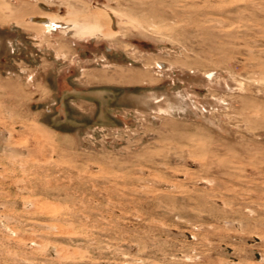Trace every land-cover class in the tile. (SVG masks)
Wrapping results in <instances>:
<instances>
[{"label":"rangeland","instance_id":"rangeland-1","mask_svg":"<svg viewBox=\"0 0 264 264\" xmlns=\"http://www.w3.org/2000/svg\"><path fill=\"white\" fill-rule=\"evenodd\" d=\"M0 264H264V0H0Z\"/></svg>","mask_w":264,"mask_h":264},{"label":"bare ground","instance_id":"bare-ground-1","mask_svg":"<svg viewBox=\"0 0 264 264\" xmlns=\"http://www.w3.org/2000/svg\"><path fill=\"white\" fill-rule=\"evenodd\" d=\"M39 20L42 22V25H43V23H44V24L47 25L48 27H52V26H56V25H58L57 23L52 22L51 20H49L48 18H45V17H39V18H38V21H39Z\"/></svg>","mask_w":264,"mask_h":264}]
</instances>
